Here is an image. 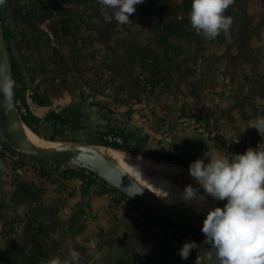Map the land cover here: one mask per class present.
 Masks as SVG:
<instances>
[{"label":"trees","instance_id":"16d2710c","mask_svg":"<svg viewBox=\"0 0 264 264\" xmlns=\"http://www.w3.org/2000/svg\"><path fill=\"white\" fill-rule=\"evenodd\" d=\"M236 1L234 0L233 4L225 12L226 16L233 17L234 25L241 24L246 20V14L236 7ZM88 2L89 0H6L5 4L2 5L3 30L8 42L14 69V80L16 82L14 90L15 100L16 102L21 101L26 107L27 114L23 116L26 125L39 138L47 142L81 143L80 140H73V138L68 136L67 130L72 133L87 130L89 131V136L85 144L88 145L108 147L109 150L114 149L125 154L132 153L162 162L165 160L177 163H185L187 160L195 161L196 158L188 153L170 156L164 152L149 148V135L142 136L141 130L132 128V116L136 111L132 110L126 113L125 116H128L126 122L123 121L124 123L118 124V120H113L115 111L111 109L110 105L99 100V96L101 94L104 95V92L98 89L96 98L90 104L91 108H97L101 111L100 117L105 122L98 128L93 129L87 126L83 122L81 111L73 112L70 116L51 112L48 117L50 124L41 126L43 117L35 115L31 111L29 101H33L38 106L49 105L50 98L47 96V89L56 82L57 78L53 77L54 79L50 81H41L45 73L49 72L48 74H52L54 71L46 68L45 62H41L39 59H35V56L23 52L26 50V34L22 30L30 31L33 36L32 41H28L26 44L27 49L41 44L40 46L48 56H53L67 67H70V61L66 60L65 55L55 44L57 39H62L71 48L79 67L85 68L87 65L91 67L92 64L95 65L98 53L102 54V51L93 49L96 38L89 34L90 25L84 16L87 10L83 9L84 12L82 11V7L89 6ZM191 4L192 0H144L139 5L140 17L152 23L154 34L149 40L143 41L138 33L133 32L124 24L123 27L127 32V36L116 39L114 45H110V51L101 55L102 62L99 70L95 65V70L96 72L98 71L97 77L95 76L97 81L103 84L106 76L114 72V54L119 53L126 63H130L132 58H138L135 65L137 70L134 71L133 75L136 89L146 90L151 96L157 98L176 93L173 83L179 72V63L183 62L184 57L189 55L190 51L181 45H175L174 41L185 38L191 29L188 18ZM45 22H50V33L45 34V37H43L44 32L39 25ZM13 24L21 27V31H19L21 38L17 45L13 43L16 39L15 31L12 28ZM235 45L236 47L239 45L237 40H235ZM201 46L203 48V44ZM202 57L205 58V56ZM32 61L37 62V67L35 66L32 68L33 70H30L29 64ZM197 73L196 69L190 68L187 71L188 78H194ZM200 79L201 81H207L208 77L207 75H202ZM243 82V91L256 87L259 93L264 95V79L261 80L249 74H244ZM129 100L134 104L141 103V92L135 91ZM247 106V103H241L238 108V116L244 121L249 117ZM167 108L172 109V106ZM161 110L165 113V107H162ZM186 117L187 114L183 111L182 118ZM161 121L164 123L163 125H166L169 120L161 118ZM203 123H205V120ZM207 123L206 139L225 149L233 147L246 152L248 148L256 149L259 146V149H261L264 144L263 134L255 135V140L251 146H247L246 134H239L237 138L228 139L224 133L220 134V125L212 126L210 121ZM167 125L170 126V124ZM214 132H216L215 135H213ZM110 134L121 137L123 144L106 141V136ZM1 144L0 161L4 163L3 171H5V175L2 177L0 175V264H45L49 256L47 241L51 237L53 228L52 225L44 221H38L37 218L33 219L27 206L36 207L43 204V197L49 189L46 186L50 183H57L56 192L58 195L65 197L68 184L73 180H79L84 183L90 182L89 188L91 193H93L92 190L99 185V181L102 179L86 169L71 167L58 170L38 167L13 155L2 142ZM18 168L24 169L23 174L19 173ZM104 183L108 185L106 182ZM194 186L198 187L196 184ZM7 187L10 190H7ZM77 191L78 189H74L68 193L67 197L73 198ZM109 192L115 202L113 206L115 209L125 210L128 207H131L130 210L137 209V211L143 209V217L146 224L152 222L151 217L160 220L159 236L162 241L167 242L168 239L180 241L181 238H190L196 242V235L200 232L198 229L188 225L175 224L158 217L111 186L109 190L105 188L97 189L96 194L100 195ZM208 200L221 207L225 203L214 201L211 197ZM20 205L25 206L22 215L17 212V208ZM78 222L79 219L77 220ZM114 236L117 239L119 238L115 233ZM167 244L169 243L167 242ZM116 248L118 247L115 245L113 247L114 257H120L116 253ZM207 248L208 245L203 250L194 249L192 250L194 254H190V256L194 257L196 254L204 258L207 256ZM135 249L131 243L126 245L125 254L123 252L124 257L130 260L135 258ZM86 260H92V258L87 257ZM80 264H84L83 256H81Z\"/></svg>","mask_w":264,"mask_h":264},{"label":"rangeland","instance_id":"374dc122","mask_svg":"<svg viewBox=\"0 0 264 264\" xmlns=\"http://www.w3.org/2000/svg\"><path fill=\"white\" fill-rule=\"evenodd\" d=\"M88 5L89 6L87 7H82V11L84 12L85 9L87 10V12H85L86 20L88 19L89 15L91 16V30L89 31V34L96 38L93 49L102 51V54H106L110 51V45H114V41L116 39L120 37H126L127 32L124 30L123 25L119 24L114 19L111 23H107L104 21L103 15L101 14L103 6L99 3V0H89ZM139 5L135 6L136 11L129 17L131 23L125 25H127V27L133 32L138 33L143 41H147L154 34V31L152 29L151 22H146L140 17L141 12L139 9ZM236 7L246 14V20L239 25L232 24L231 28L227 32H222L219 35V38L217 37L214 40H208L202 34L197 33V31L191 27L185 38L176 39L174 41L175 45H181L183 48L189 50L190 53L189 55L184 57L183 62L179 63V72L176 75L174 81L177 86L176 93L170 96L163 95L161 97L162 102L157 104L160 106L157 110V114L160 117L164 116L163 114L165 113H170L169 118L167 119L169 120L167 124H169L172 120L177 121L176 116H180L181 107H187V102L191 105L198 104L199 106L195 107L197 111H201L202 108L205 107V105L214 106L215 104H217L216 106H220V108H223L227 104L235 103L234 106H236V109H232V114L235 118V121L230 122V120L227 119V116L221 118L219 119L220 128L225 131L227 138H230L231 135L238 136V134H246V145L251 146L250 137L248 135L251 133L250 129L255 130V128H251V126L256 117L264 116V95L260 94L256 87H251L250 89H246L245 91H243L242 85L244 83V74H249L252 77L260 78L261 80L264 79V0H237ZM89 10H91L90 14ZM97 25L98 27H96ZM235 40H237L239 43L237 47L235 45ZM202 44L203 48L201 46ZM62 49L66 60L70 61V63L74 65L73 70L75 72H80L81 75H83L84 73V75H86V78L89 79V82L97 86L100 91L105 92L104 95L101 94L99 96L100 101H103L107 104L111 101L116 102L118 108H116L117 113H115V117L120 116L121 114L119 113V110H122V106L126 107L128 105L127 103H129V99L132 98L131 92L133 89H135L133 84V75L134 71L137 70L135 65L138 58H132L130 63H126L119 53H115L114 72L108 74L106 76L105 82L103 84H100L96 79V74L98 71L96 72L95 69L97 66L99 70L100 64L102 62L101 53H98L97 55V61L94 63L96 66L93 64L91 67L90 65H87L84 69H82V66H75L77 61L71 53L69 46L64 43ZM37 52L38 53L36 54V58H40L45 62L42 52L39 50ZM202 56H205V58H203ZM34 63L37 64V62ZM190 68L200 71L192 79L188 78V74H186V69L189 70ZM213 74L215 75V77L213 76ZM202 75H207V81H201L200 77ZM224 86L226 87V89L223 90V93H221L217 97L214 95V98L210 97L213 92H218ZM125 99H127V101ZM123 100L127 102V105L122 102ZM241 103H247L248 105L247 107L249 117L245 121L238 116V108ZM169 106H172V109L167 108ZM162 107H165V113L161 111ZM79 111L83 112V122L93 129L98 128L100 125L105 123L100 117L101 111L97 108H91L90 105H82ZM144 121L147 120H145V118L141 120V127L144 126ZM184 122L185 121L177 122L180 123L178 124L179 129L177 128L178 125L176 126L175 124H171V129H165L166 135H163L164 133H162V131H156V135L152 136L153 143L149 145V148L155 151L164 152L170 156L188 153L193 155L196 160L205 159V162L208 161V158H213V155H215V151H208L206 147V150L203 149L204 144H209L208 140H204L202 137L197 136L191 130V128L188 127L189 124L187 122ZM151 125V128H158V126H154L153 124ZM234 127H236V129L238 130L237 133H234V131L232 130ZM150 131L151 130L148 128L147 132L149 133ZM255 131L256 133H259L257 130ZM262 132L263 131H261L260 133ZM67 133V135L73 138V140H80L81 142L72 144H85L87 137L89 136V131L87 130L75 131L74 133H72L70 130H67ZM193 140L195 141V143H191L193 142ZM160 142L161 145L159 144ZM42 144L43 143L41 142V145ZM260 150L264 149L261 148ZM110 151L115 154V156H117L120 160L126 161L128 166L132 170H134L136 174L143 173L148 177H154L165 182V187L161 184H158V186L156 185V190L159 191L157 192L159 194L161 193L159 196L160 198L162 197V199L171 203L186 205V203L180 200L182 191L187 185L191 184L194 186L196 182L188 172H184L183 170L178 168L177 165L181 164L189 167L190 164L194 161L187 160L185 161V163H177L165 160L162 162L132 153L128 154L133 156V159L130 157V159L132 160L127 161L123 156L124 153L118 150ZM137 162H139L138 167H136ZM150 163L168 165L173 168L175 167V169L177 170L168 171L169 173H162L156 167V164L151 165ZM135 168H139L140 172ZM0 175L1 177L4 176L5 171L2 170L0 172ZM57 185V183H50L46 186L49 189L44 196L46 197L45 201H48L47 199L50 200L48 203H43L42 205L36 207H32L31 205L27 206V209L31 213V217L33 219L37 218V216H39L42 212L49 213L52 211V203L50 202L52 200H55L56 198L55 194H53L52 192V189L56 188ZM97 188L98 190H101L104 187L99 184L97 185ZM161 188L170 193V195L168 196V193L160 190ZM6 189L10 190L9 187H7ZM110 196H112L111 193ZM91 202L93 213L91 215L92 217L90 218L92 221V224L89 225L90 231L95 226L101 224L105 225L109 222L107 218H104L100 215L101 209H104V207H106V200L100 198L99 196H92ZM208 203H210L213 207L218 206L210 202L209 200ZM58 206L59 203L57 204V207ZM130 209L131 207H128L125 210L121 209V211L118 212L115 208L112 207L111 211L114 214H117L119 218L129 221L130 217L136 219L137 215L140 213V211H137V209ZM130 213H132L131 216ZM69 215L71 214L67 213V211H62L60 213V216L63 219L68 218ZM22 231H24V229H22ZM54 238H56V236ZM129 241L130 240L126 241L125 244H127ZM69 247L71 248L70 242L64 245V247L57 254V257L61 260L67 258L66 252L70 249ZM117 252V255H119L120 257L123 256V253H120L119 250ZM127 260L130 261L129 258Z\"/></svg>","mask_w":264,"mask_h":264},{"label":"flooded vegetation","instance_id":"af4514ba","mask_svg":"<svg viewBox=\"0 0 264 264\" xmlns=\"http://www.w3.org/2000/svg\"><path fill=\"white\" fill-rule=\"evenodd\" d=\"M90 13L91 10H89V14ZM90 19L91 16L89 15L86 21L91 26ZM146 22H150V21H146ZM49 23L50 22H45L39 25L40 29H42L44 32L43 37H45V34L50 33ZM12 28L16 34V39L15 42L13 43L14 45H17L18 44L17 42L21 38V35L19 34V31H21V27L17 24H13ZM22 31L26 34L25 35L26 44L28 43V41L29 42L32 41L33 39L32 33L30 31L26 32L24 29ZM26 44H25L26 50L23 51L24 53L35 56V59H39L41 62H44V60L40 58H36V54L38 53L37 51L38 50L41 51L45 59L46 68H49L54 71V73L52 74H48L49 72L45 73L41 81L42 82H44L45 80L50 81L51 79H54L53 77L57 78L56 82L51 86H49V88L47 89V96L50 98V104L42 105V106H38L36 104L38 107L36 110L38 112L37 115L43 117L41 126H48L50 124L48 122V117L51 112H56L62 115L70 116L72 115L73 112L79 111L82 105H90L94 101V99L96 98L97 89L99 90V88L95 86L93 83L89 82L88 81L89 79L86 78V75H84V73L83 75H81L80 72H75L73 70L74 65L70 62H69L70 67H67L59 59L53 56H48L44 52L43 48L40 46L41 44H38L37 46L34 47H30L28 49ZM55 44L60 48V51L63 53L62 48L64 42L62 41V39L61 40L57 39L55 41ZM16 54L17 56H19L18 53ZM35 66L37 67V64L32 61L29 64L30 67L29 69L33 70L32 68H34ZM75 66H78L77 63L75 64ZM186 70L188 71V69ZM80 76H83V78H81ZM173 86L176 92V87H177L176 84L173 83ZM224 87H222L218 92L217 91L213 92L210 95V97L214 98L215 96L216 97L219 96L221 93H223V90L226 89V87L225 88ZM135 91L141 92L142 102L139 104H134L132 101H129V103H127L126 102L127 99H125L126 101L123 100L122 102L125 105L127 104L128 105L126 107L122 106V110H119L120 111L119 113L121 115L117 117L114 116L113 120L114 119L118 120V124L124 123L123 121L126 122V119L128 118V116H125L126 113L134 110L136 111V113L132 116L133 121L131 123V125L133 124L134 128H138L144 133H147V135H148L147 132L148 128L151 130L150 132L153 133V136L156 135L155 133L156 131L157 132L162 131V133H164L163 135H165L166 134L165 129H168L167 127L169 125L167 124L163 125L164 123H162L161 118L167 120L169 118L170 113L169 114L165 113L163 114L164 116H160V117L157 114L158 112L157 110L160 107L157 104L162 102L161 96L158 98L153 97L146 90H139L135 88L131 92V97L133 96ZM186 104L187 107L186 106H184L183 108L181 107L180 116H176L177 121H175L174 124L177 126L178 124L177 122L181 120L187 122L189 124L188 127H190L191 130L197 136L202 137L204 140L206 139V134L208 131V123H207L208 121L212 123V126L220 125L219 119L224 118L226 116L227 119L230 120V122L235 121V118L233 117L232 114L233 113L232 109H236V106H234L235 103L227 104L223 108H220V106H216L217 104H215L214 106L205 105V107L202 108L201 111H197L195 109L196 106H199L198 104L191 105L188 102ZM108 105H110L111 109L115 111V113H117L116 108L118 107L115 101L113 102L111 101L110 103H108ZM147 110L149 112H147ZM183 111H185L187 114L186 118H182ZM81 113L83 112L81 111ZM144 118L145 120H147L149 125L145 127L144 126L141 127L140 123L141 120ZM211 118L213 119L211 120ZM204 120L205 123H203ZM151 124H153L154 126H158V128H154V127L151 128L152 126ZM64 129H68V128H64ZM232 130L234 131V133L238 132L236 127H234ZM255 130L250 129L251 133L248 135L250 137L251 144L255 140L256 137L255 135H260V134L264 135L263 133L264 131L259 134L256 133ZM221 133L225 134V131L221 129L220 134ZM233 137L237 138L238 136L235 135ZM191 143H195V141L193 140V142ZM208 143L209 144L207 145L204 144L203 149H205L206 147L208 151L211 152L215 151L214 152L215 155H213V158L219 155H223L225 153L231 155V154H243L245 152L234 149L233 147L231 149L228 148L225 149L220 145L213 143L212 141L211 142L208 141ZM262 148L264 149V144L262 145ZM93 180L95 179L93 178ZM99 184L107 190L110 189V186L106 185L102 180L99 181ZM89 185L90 182L84 183L82 181L80 182L79 180H73L70 184H68V189L67 192H65V197L58 195V193L56 192V188L52 189L53 194H55L56 196L55 200H52L50 202L52 203L51 206L53 208L52 211L49 213L42 212L39 216H37L38 221H44L52 225L53 228L51 237L47 241L48 253H49L47 260L52 258L53 256L57 257V254L64 247V245L70 242L71 248L70 247H69L70 249L68 248L69 250L66 252V257H68L71 250L76 249L78 252L81 253L80 256L84 257V264H213V258H210L208 256L202 258L196 254L194 257L189 256L187 260H182L178 254L179 250L182 248L185 242H193L194 239L181 238L180 241L168 239L167 242L169 244H167V242L162 241V238L159 236L160 235L159 226L161 224L160 220L151 217L152 222L146 224L145 219L143 217V212H144L143 209H139L140 213L137 215L136 219L130 217L129 221L123 220L119 218L117 214H114L111 211V208L114 206L115 202L112 196H110V192L103 193L100 195L96 194L98 188L97 186H95L94 189L92 190L93 193H91V189L89 188ZM74 189H78L75 196L71 199L68 198L67 197L68 193H70ZM92 196H99L100 198L106 200L105 202L106 207H104V209H101L100 215L104 218H107L109 222L105 225L101 224L95 226L90 231L89 225L92 224L90 218L92 217L91 215L93 213L92 211L93 207L91 202ZM58 198H60V200H58ZM45 200L46 197L44 196L43 203H48L50 201L49 199H47L48 201ZM58 203L59 206L57 207ZM62 211H67V213L71 215H69L68 218L63 219L60 216V213ZM116 211L120 212L121 209L116 208ZM78 219L79 222L77 223ZM73 232H75V234H73ZM114 233L117 234V236H119L118 239L116 236H114ZM55 236L56 238H54ZM128 240L130 241L127 244H125L126 241ZM129 243H131L133 247L136 248L134 251L136 257L131 259L130 261H128L127 258L124 257L125 247ZM115 245L118 246V248L116 249V253H118L117 252L118 250L120 253L124 252L123 257H114L113 247ZM191 254H194V252H191ZM87 257L92 258V260H86Z\"/></svg>","mask_w":264,"mask_h":264},{"label":"clouds","instance_id":"9594fccd","mask_svg":"<svg viewBox=\"0 0 264 264\" xmlns=\"http://www.w3.org/2000/svg\"><path fill=\"white\" fill-rule=\"evenodd\" d=\"M5 2L0 0V6ZM143 2L99 0L104 21L111 23L114 19L121 25L131 23L129 17L136 11L135 6ZM233 2L192 0L188 17L191 27L208 40L216 39L233 24V17L225 15ZM15 84V80L7 75L0 77V94L3 96L0 106L5 112L14 110ZM251 128L259 133L264 131V116H257ZM4 167L0 161V170ZM137 170L140 172L139 168ZM189 174L198 187L187 185L180 200L186 204L198 201L197 208L204 211L206 218L201 232L205 237L204 244L208 245L206 255L213 258V264H264V150L258 146L248 148L243 154L225 153L208 158L207 162L197 159L190 164ZM209 197L225 202L223 207H209ZM24 210V205L17 208L21 215ZM197 248L196 242H185L178 254L182 260H187ZM80 260V253L73 249L67 258L61 260L53 256L45 264H80Z\"/></svg>","mask_w":264,"mask_h":264},{"label":"water","instance_id":"95a60500","mask_svg":"<svg viewBox=\"0 0 264 264\" xmlns=\"http://www.w3.org/2000/svg\"><path fill=\"white\" fill-rule=\"evenodd\" d=\"M14 79V69L8 42L2 24L0 6V77ZM3 96L0 94V101ZM31 111L37 115V105L29 101ZM168 128V127H167ZM23 116L15 100L14 110L5 112L0 106V141L13 155L48 169H86L96 174L109 186L144 206L154 215L179 225H188L201 231L206 218L203 211L187 206L171 205L164 202L150 187L128 173L109 153L108 147L60 142L58 147L38 145L30 140ZM178 168L189 173V167L181 164Z\"/></svg>","mask_w":264,"mask_h":264},{"label":"bare ground","instance_id":"6f19581e","mask_svg":"<svg viewBox=\"0 0 264 264\" xmlns=\"http://www.w3.org/2000/svg\"><path fill=\"white\" fill-rule=\"evenodd\" d=\"M27 134L30 138V140H32L34 143L38 144V145H41V142L43 143L42 146H46V147H58L62 144L59 143H54V142H47V141H44L42 140L41 138H39V136L37 134H35L33 131H30L29 129H27ZM109 150V149H108ZM110 150H114V149H110ZM109 150V153L118 161V163L128 172L130 173L132 176H134L138 181H140L141 183L145 184L146 186L150 187L158 196H160V194L158 193L159 191L156 190V185L158 186V184H161V185H164L165 187V182L161 181L160 179H157V178H154V177H148L146 176L145 174L143 173H135L134 170H132L126 161H123V160H120L117 156H115V154H113L111 151ZM125 160L127 161H130L133 159V156H131L130 154H123ZM130 157L132 159H130ZM151 164V163H150ZM152 164H156V163H152ZM151 164V165H152ZM139 166V162H137V165L136 167ZM148 166V165H147ZM155 166V165H154ZM156 167L159 169L160 172L162 173H166L168 171H175L177 169H175V167H170L168 165H162V164H156ZM152 168V167H151ZM136 169V168H135ZM137 170V169H136ZM151 171V170H150ZM138 172V171H137ZM157 173V172H156ZM169 173V172H168ZM169 175V174H168ZM163 178V177H162ZM161 187V186H160ZM162 189V188H161ZM160 189V190H161ZM176 189V188H175ZM158 191V192H157ZM162 199V197H161ZM164 202L168 203V204H171V205H179V204H176V203H171V202H168L164 199H162ZM176 201V200H175ZM199 202L198 201H193L192 204H186V205H180V206H187V207H190V208H194L196 210H199L197 208ZM208 206L209 207H213L210 203H208ZM199 211H202V210H199ZM204 212V211H203Z\"/></svg>","mask_w":264,"mask_h":264},{"label":"built area","instance_id":"2783aa9c","mask_svg":"<svg viewBox=\"0 0 264 264\" xmlns=\"http://www.w3.org/2000/svg\"><path fill=\"white\" fill-rule=\"evenodd\" d=\"M16 103H17V106H18V108L20 110L21 115L22 116L26 115L27 114L26 107L21 103V101H18ZM215 134H216V132H214L213 135H215ZM221 134H223V133H221ZM105 139L109 143H117V144H120V145L123 144V139L121 137L115 136L113 134L107 135ZM0 148L2 149L1 141H0ZM23 170H24L23 168L19 169V173L23 174ZM204 240H205L204 234L200 231L196 235V243L198 245L199 250H203L205 248L206 244H204Z\"/></svg>","mask_w":264,"mask_h":264},{"label":"crops","instance_id":"0c3cea01","mask_svg":"<svg viewBox=\"0 0 264 264\" xmlns=\"http://www.w3.org/2000/svg\"><path fill=\"white\" fill-rule=\"evenodd\" d=\"M184 63H186V62H184ZM186 72H187V70H186ZM198 72H200V71L198 70ZM186 74H187V73H186ZM242 74H243V73H242ZM213 76L215 77L214 74H213ZM231 89H232V87H231ZM242 89H243V88H242ZM213 97H214V96H213ZM147 112H149V111L147 110ZM170 119H171V118H170ZM181 121H183V120H181ZM181 121H179V122H181ZM174 123H175V120H172V121H170L169 124H170V125H171V124L174 125ZM184 123H186V122H184ZM178 124H180V123H178ZM178 124H177V125H178ZM147 125H149V123H148L147 121H146V122L144 121V127L147 126ZM171 126H172V125H171ZM171 126H168V128L171 129ZM132 127H133V124H132ZM178 127H179V125L177 126V128H178ZM177 128H176V129H177ZM182 128H183V127H182ZM178 129H179V128H178ZM168 131H169V130H168ZM175 133H176V130H175ZM141 134H142V136H144V135H146L147 133L141 132ZM148 135H149V137H150V138H149V145H151V143H153V140H152L153 133L150 132V133H148ZM165 135H166V134H165ZM163 137H164V136H163ZM167 137H168V136H167ZM167 137H165V138H167ZM232 137H233V136H230V138H232ZM228 139H229V138H228ZM159 144L161 145V142H160Z\"/></svg>","mask_w":264,"mask_h":264}]
</instances>
